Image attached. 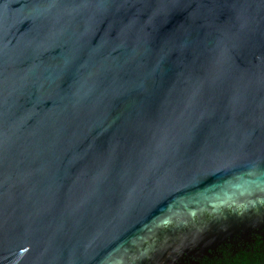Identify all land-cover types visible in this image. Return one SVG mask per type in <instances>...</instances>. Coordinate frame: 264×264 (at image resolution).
Masks as SVG:
<instances>
[{
	"label": "water",
	"instance_id": "95a60500",
	"mask_svg": "<svg viewBox=\"0 0 264 264\" xmlns=\"http://www.w3.org/2000/svg\"><path fill=\"white\" fill-rule=\"evenodd\" d=\"M261 202L264 0H0V264H165Z\"/></svg>",
	"mask_w": 264,
	"mask_h": 264
},
{
	"label": "flooded vegetation",
	"instance_id": "af4514ba",
	"mask_svg": "<svg viewBox=\"0 0 264 264\" xmlns=\"http://www.w3.org/2000/svg\"><path fill=\"white\" fill-rule=\"evenodd\" d=\"M260 206L259 215L244 220L246 226L238 220L236 228L223 227L220 242L170 253L165 264H264V203ZM215 217L216 214L207 213L204 219L210 222ZM199 219L196 217V221Z\"/></svg>",
	"mask_w": 264,
	"mask_h": 264
}]
</instances>
